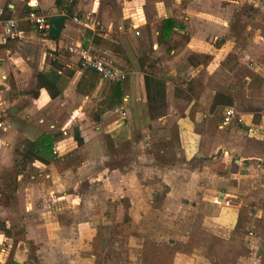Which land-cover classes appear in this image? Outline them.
<instances>
[{
    "label": "rangeland",
    "instance_id": "1",
    "mask_svg": "<svg viewBox=\"0 0 264 264\" xmlns=\"http://www.w3.org/2000/svg\"><path fill=\"white\" fill-rule=\"evenodd\" d=\"M101 1L103 4L106 2L110 7H116L115 0ZM222 1L225 5L230 0ZM183 2L186 3V1ZM230 2L233 3V6H230L233 17L228 26L225 25L228 27V31L225 34L216 27L211 29L206 39L210 45L202 51H194L188 47L186 35H188L187 31L189 30L186 29V22L182 17L180 18L182 21L177 20L181 26L174 29L165 40L158 42L157 35L154 40L150 32L151 23L152 25L154 23L153 26L157 29L161 21L155 20V23L151 6L147 10L148 23L145 31L141 30L140 35L135 36L136 39L133 42L135 47L131 45L132 51L125 50L126 55L114 50L110 37L106 38L109 39V42L100 44L112 48L115 53H113L114 58L97 50L92 44L89 45L90 38L93 41H95V37H99L100 40L103 39L101 36L103 32L100 31L101 28L98 25L95 29L88 30L89 32L82 29L78 33L82 37L85 48L90 49L93 54L126 72L123 88L126 95H129L126 97L128 101H123V103L112 109L114 117L119 118V125L115 127V125L109 124L105 130L112 129L110 135L104 133V138L101 137L99 140H104L108 145L104 156L106 160L110 156L118 155L116 151L118 144L126 139L130 140V163L126 168L121 169L118 175L121 172L132 171L139 178L138 181L146 186L145 189L148 191V195L154 194L152 203L154 209L149 217L152 222L156 221L155 226H149L150 223L148 222V224L139 225L138 220L140 218L137 213L134 215L136 220L132 225L123 224V203L120 199L116 198L115 200L112 198L116 194L118 195L119 187L112 186L113 182L118 179L111 180L103 172L106 160H104V164L99 166L89 162L82 163L79 154L73 152L76 137L67 142L68 153L65 152L61 155L66 160L63 162L58 160L56 164L61 172L67 167L73 169L74 173L67 181L68 190L73 196L62 200V203L58 202L60 199H55V197L49 199L48 191L51 187L49 186L50 178L47 170L41 173V177H39V173L31 172L33 175L36 173L34 179L27 176L25 172L22 173V177L18 178V174L22 170L23 155L24 153H30L25 146V141L28 140L27 138L30 135H34L32 138L35 139L42 135V131L38 135H36L38 132L34 131L36 126L45 125V123L40 122V119H45V122L48 119L50 120V113H54L56 118L61 119V115L65 112L60 109L57 110L56 107L51 112L36 111L33 106V95L29 92L35 86L37 72L41 68L46 69L44 62L49 60L50 53H54L48 50L49 48L41 39V37L46 38L45 32L39 31L36 27L37 35L33 34L20 38L13 36L8 39L4 49L7 48L10 53L7 55L5 53L0 61V112L5 115L3 116L5 126H8L7 131L0 139V193L2 194L0 199L8 200L10 203L13 202L12 207L16 211L13 214L20 223L11 225V231L6 230V235L22 242V249H28L26 255L25 253L24 255L19 253L24 264L34 262L39 264L41 261L37 258L40 257L38 254L39 247L27 238L26 230L21 222L25 218L22 214H19L22 209L25 210L31 204V208H36L29 216V218L34 219L32 220L33 231L35 233L43 232L45 219H58L60 217L61 221L66 222L68 225V232L65 237L73 245V253H75L76 239L74 235L79 227H75L74 230L71 226L72 224L84 222L86 227L84 229V240H88L94 234H97L94 244H98L96 246L100 250L106 251L107 248H114L116 251L115 259L106 258L102 264H128L122 258L126 252L125 238L131 232L142 233L145 237L160 241L165 245L171 230L166 224L165 228H162L160 221L164 220L169 224V221L181 220L185 223L183 229L188 227L187 222L197 223L199 218L197 219L192 211V206H180L183 209L179 207L178 212H173L171 215L170 207H177L179 203L174 199H164L161 196L164 195L165 191L171 189L170 183H173L170 179L171 175L186 179L183 184L180 181L178 182L179 186L182 185L184 188L189 185L187 181L189 178L194 179L193 174H188V172L193 171L196 173L195 181L208 180L207 185L215 184L213 180L216 178L206 176V174H210L212 168L216 170L218 168V163L213 162L212 157L205 156V159H197L189 168L183 165L185 160H182L177 118L185 113L188 114L193 104L195 114L203 111L206 117L203 116L202 119L206 120L210 127H198L203 134L204 144L218 143V141L225 144L226 142L229 143V139L232 143L233 138L237 142L245 141L254 145L258 144L262 147V150H258L259 161L257 162L260 165L264 164V0H231ZM69 14L70 23L75 27H79L73 19L76 10ZM91 18L94 22L100 20L98 13H95ZM154 41H157V48L152 47ZM202 43L205 44V42ZM220 48L223 49L220 50ZM64 51L65 54H70L67 49ZM12 55L14 56L12 57ZM72 67L78 68L83 73L85 71L78 62H73ZM67 70L68 67H65L64 72ZM86 72L88 73L87 70ZM144 74L162 80L165 100L156 98L152 103L147 101ZM91 82L90 78H84L81 83L83 92L90 95L92 100L87 102L88 104L85 106L88 113L82 116L83 121L86 123L85 129L88 131L86 137L84 135L82 137L87 138V140H84L85 138L83 140L88 142L94 141L95 110L99 101L105 97L107 87L110 84L103 82L97 90L96 85H99V80L95 81L93 89L90 88ZM174 87L181 89L192 87L193 94L191 92L190 94H192L193 99L174 96ZM167 90L172 95L169 100H167ZM160 95L158 97L163 98ZM177 99H181L182 103L179 104ZM226 106L234 107L240 114L250 112L253 115V120L246 127H249L248 130L258 133L263 138L249 136L250 133H247L244 127H236V123L228 125L227 128H220L222 109ZM102 117L103 115L100 119ZM73 125L70 128V134H73V127H77ZM113 127L115 128L113 129ZM57 135L60 138L66 136L60 131L55 134V136ZM52 153H59L56 143L52 146ZM204 154L207 155L208 153ZM43 157L47 161L50 159L47 155ZM148 164H152V166L149 167ZM173 165L175 166L172 167ZM197 174L199 175L197 176ZM221 174L225 173L222 172ZM188 175L189 178H187ZM97 177H100L101 180H93L98 179ZM97 181H101L100 186L95 184ZM223 181L227 183L228 178L224 177ZM136 183L131 185L134 189H136ZM245 186H249L247 182H245ZM16 190L18 192H15ZM28 190H30L32 196L27 198L26 191ZM14 192L15 194H13ZM148 195H146V198L149 197ZM136 201L140 202L139 197L136 198ZM55 204L60 205L61 209L59 208L56 214L50 213V217L44 214V210L42 212L38 211L40 208L44 209L45 205L48 208V206ZM76 206L82 208H79V212L76 214L73 212L70 215L68 210L74 211ZM159 209H161L160 213L158 212ZM256 210L253 213V224L250 232L244 239L250 253L239 258L235 264H264V258L258 256L264 254V252H261L262 250L258 251L253 245L251 246L250 243L253 241L249 238L251 237L250 233L253 232L255 233L254 236H264V216H255ZM189 211L194 214H187ZM190 216L192 218L189 219ZM115 224H119V226L117 227Z\"/></svg>",
    "mask_w": 264,
    "mask_h": 264
},
{
    "label": "crops",
    "instance_id": "2",
    "mask_svg": "<svg viewBox=\"0 0 264 264\" xmlns=\"http://www.w3.org/2000/svg\"><path fill=\"white\" fill-rule=\"evenodd\" d=\"M115 1L116 7L114 8L110 7L106 2L103 4L101 0H61L62 6L67 8V10H62L60 7L56 6V0H0V3L3 6V16L5 18L14 17L19 19L17 27L12 28L11 31H6L2 25L0 26V61L4 57L5 53L6 55L10 53L7 48L4 49L5 43L9 38L13 36H18L20 38L33 34L37 35L36 31L32 28H20L19 23L22 21H27L29 22L28 24L34 25L27 19V15L30 12H34L38 15L43 14V16H47L48 19L51 15L57 13H62L66 16L63 29L60 35L57 36L58 38L52 39L48 36H45L46 38L41 37L46 47L49 48L48 50L54 53H50L48 57L49 60L44 62L46 69L41 68L40 71L37 72L36 83L34 86L35 88L39 73H46L48 75L51 74L55 76L58 93L55 96H52L47 89L40 88L37 97L33 96V106L36 108V111L51 112L53 108L56 107L57 110L60 109L65 112L61 115V119L56 118L54 113L49 114L50 120L48 119L46 122L44 121L45 119H40V122L45 123V125L35 127L34 131L36 133L38 132L36 135H38L40 131H42V134L47 133L50 135H55L58 131H60L66 136L63 138H60L59 135L55 136V143L58 147L59 153L54 154L55 156H53V158L50 157L49 161L43 157L44 155H37L29 150L30 153L28 152V155H31L32 160L27 162V164L22 167V170H20L21 173L18 174V178H20L23 175L22 173L25 172L27 176L34 179L36 173H39V177H41V173L47 170L50 178L49 186L51 187L48 191V196L50 198H48H58L60 199L58 201L60 203H62V200H66L73 196V194H71L68 190L67 182L74 173L73 169L67 167L61 172L56 166L58 160H62V162L66 160V158L61 155L67 152V142L71 139L73 140L75 137L80 138V143L78 140H75L76 144L75 149L73 148V152H75V154H79L80 161L82 163L89 162L96 166L104 164V160H106L104 157L105 150L108 145L104 140L100 141L99 139L101 137L104 138V133H108L107 135H110L112 129H109L108 131L105 130L109 124H113L115 127L119 125V118L114 117L112 109L123 103V101L127 102L128 99L126 97L129 96L126 95L123 88V82L125 79L121 82H114L121 85L123 91L121 103L112 109L105 111L102 114L103 117L98 121L95 120L96 125L95 131L93 132L94 141H84L87 140L85 135L88 131L85 129L86 123L83 121L82 116L88 113L85 106L88 104L87 102L92 100L90 95L78 88V83L82 80L81 77L83 72L76 67H72L73 62H78L77 55L73 53H67V55L64 51L72 44H81L83 46L82 37L78 35L79 31L83 29L85 32H89L88 30H93L98 25V27L101 28L100 31L103 32V35L101 34L103 39L100 40L99 37H95V41H93V39L90 38L89 45L92 44V46L97 48V50L114 58V51L112 48L101 46L100 44L109 42V39L107 40L106 38L110 37V42H112L111 44H113L112 46H114V50L126 55L125 50L132 51V48H130L131 45L135 47L133 43L134 39H136L135 36H139L141 30L145 31L148 23L147 10L148 7L151 6L154 14V21H162L165 18H175L176 20L182 21L180 18H184V21L186 22V29L189 30L187 31L188 35H186V43L188 47L194 51H202L210 45L206 39L208 38L211 29L216 27V29H219L221 32L226 34L228 31V23L231 22V18L233 17L232 10L230 9V6H233V3L230 2L231 0L225 5L222 0ZM183 1H186V3ZM26 9L30 10L27 15L24 14ZM73 10H76L75 16L83 17L86 20L89 19L91 27L93 28H84L78 23L79 27L73 26L68 19L70 14H65L72 13ZM95 13H98V16L100 17V20H97L96 22H94L91 18ZM226 24L227 26H225ZM153 25L151 23L150 32L155 40L157 29ZM136 29H139L140 31L139 35L135 34ZM202 42H205V44ZM152 47H158L157 41H154ZM223 48H220V50ZM13 56L14 55H12V57ZM65 67H68V70L64 72ZM145 75L149 74H144V76ZM97 79L99 80V78ZM102 83L103 82L99 80V85H96L97 90ZM107 92L108 87L106 94ZM158 96L159 95H156L155 99L165 100L164 94L160 95L163 96V98ZM171 96L172 95H170L169 90H167V100L171 99ZM177 100L179 104L182 103L181 99ZM202 113L200 111L196 112L194 119H191L187 113L182 116H178L177 118L179 143L183 157L182 160H185V164L183 165L189 168L192 166L194 161H197V159L202 160L205 156L212 157L213 162L218 163V168L217 170L212 168L210 174H206V176H211L216 179L213 180L215 181L214 185H207L208 180L202 182H198V180L195 181L196 173L194 171L188 172V174L194 175V179H190V176L188 175L187 178L189 179L187 181L189 185L184 188L182 185L179 186L178 182L180 181L183 184L186 179L173 177V175H171L170 179L173 182L172 184L170 183L171 189L165 191L164 195H161L164 199H174L179 203L177 207H170L172 212L171 215L173 212L177 213L180 206L190 205L192 206V211L197 216V219L199 218L197 223L187 222L188 227H185L184 229L183 227L185 226V223L181 220L169 221V224L166 223L167 221H160L162 228H165L166 224L171 230L166 242L168 243V239L170 238L175 241L178 240L182 243L181 250L176 251L172 264H213L205 259L201 254L202 248L196 242L199 231L205 230L222 238L228 239L231 236L233 228L237 222L238 213L243 205L245 197L254 192L256 189L264 188V164L260 165L257 162L259 161L258 150H262V147L258 144L257 146L245 141L237 142L234 138L232 143H230L231 139H229V143L226 142L225 144L224 142L220 143L219 141L218 143L213 142L208 145L206 143L204 144L203 134L198 127H209V124L206 120L202 119L203 116L206 117V115L204 113L203 115ZM125 114L127 116V112ZM240 115L243 119L242 123L245 126L240 123L237 124L236 127H244L246 132L250 133L248 134L249 136H257L262 139V136L258 135L256 132H251L248 130L249 127H246L252 123L253 115L250 112H242ZM161 116L165 117L164 115ZM60 124L62 125L60 126ZM72 124L77 127H73V134H70ZM219 125L222 129L227 128L228 126H221V121ZM115 127H113V129ZM7 129L8 126H5L4 130L0 134V139ZM217 132L219 131L217 130ZM83 135L85 137H82ZM33 136L30 135L27 139L35 140V138H32ZM58 138L60 139L57 141ZM83 138L85 139L83 140ZM204 153L208 154L205 155ZM177 163L179 164L178 160ZM69 165H71V163H69ZM150 166H152V164H150L149 167ZM174 166L175 165L172 167ZM31 172L36 173L33 175ZM103 172H105L111 180L118 179L112 184V186L119 187L118 195L116 194V196H113L112 198L115 200L116 198L121 200V198L127 197L130 201V206L128 208L123 207V224L132 225V223L136 220L134 215L137 213L140 218L138 220L139 225L143 223H150L149 226H155L156 221L152 222V219L149 217L154 209L152 205L154 194L148 195V191L145 189L146 186L143 185L141 181H138L139 178L136 174L129 171L123 173L121 172L118 175L120 170H108L105 166L103 168ZM222 172L225 174H221ZM198 175L199 174H197V176ZM206 176L200 177L204 178ZM224 177L228 178L227 183L223 181ZM97 178L98 179L93 180H101L99 179L100 177ZM245 182H247L249 186H245ZM100 183L101 181H97L95 184L100 186ZM132 183H136V189L131 186ZM109 190L113 191L112 189ZM15 192L18 191L16 190ZM15 192L13 194H15ZM152 192L156 193L153 190ZM26 195L27 198L32 196L30 190L26 191ZM146 195L149 196V200L146 198ZM0 196H2L1 193ZM137 197H139L140 202L136 201ZM216 198L219 199V203H214ZM4 201L5 202L2 203L0 199V222L4 223V229H0V264H24V261L20 258L19 253H21V255H24L25 253L26 255L28 249H22V242H18V240L14 237L11 238L10 235H6V230L11 231V225L13 226L14 223L19 224L20 221H18V218L13 214V212H16L12 207L13 202L10 203L8 200ZM31 205L26 207L25 210L22 209L19 214H22L23 218H25L21 220V222L26 230L27 238L32 240L33 243L39 247L38 254L40 257H37L41 260L39 264H94L95 255L92 253V245L97 234H94L88 240H84V229H86L84 225L85 223L79 222L77 224H72V229L77 226L79 227L74 235L76 239L74 248L75 253H73V245L69 243V239L65 237L68 232V225L66 222L61 221L60 217L58 219H45L43 232L35 233L33 231L32 220L34 219L29 218V216L36 208H31ZM59 208L60 205L56 204L50 205L48 208L45 205L44 209L40 208L38 211L42 212V210H44V214L47 215V217H50V213L56 214ZM79 208L82 207L76 206L74 211H70L71 209H69V214L71 215L73 212L76 214L79 212ZM158 212L160 213L161 209H159ZM193 212L189 211L187 214L192 215L190 213ZM255 216H264V208L257 209L255 211ZM190 218L192 217L190 216L189 219ZM115 225L117 227L119 226V224ZM135 230H137V228H135ZM250 235L251 237L249 238L253 241L250 243L251 246L253 245L256 249H258V251L262 250L261 252H264V236H254V232L250 233ZM144 241L145 236L142 233L131 232L128 234L125 238L126 252L122 259L128 262V264H141L140 258L143 254ZM258 256L259 258H264V254H259ZM32 264H35V262Z\"/></svg>",
    "mask_w": 264,
    "mask_h": 264
},
{
    "label": "trees",
    "instance_id": "3",
    "mask_svg": "<svg viewBox=\"0 0 264 264\" xmlns=\"http://www.w3.org/2000/svg\"><path fill=\"white\" fill-rule=\"evenodd\" d=\"M57 7H60L62 10H67L66 7H63L61 0H56L55 2ZM30 10L26 9L24 14L27 15ZM69 14V13H65ZM27 21H22L20 24L21 29H36V25L28 24ZM181 24L175 18H165L157 26V40L162 42L165 40L174 29H176ZM40 31V30H39ZM52 39L58 37L52 36L48 31L41 30ZM187 38V37H186ZM88 71V73L86 72ZM56 74V73H55ZM57 75V74H56ZM90 78L92 80L90 88L95 87V81L97 80V74L91 69H85L81 79ZM82 80L78 83V88L82 89ZM108 92L103 99L97 104L94 120L98 121L101 115L121 103L123 91L119 83L108 82ZM144 86L146 91V97L149 103H152L155 100V94H163L164 83L160 79L151 77L150 75L144 76ZM40 88L47 89L52 96H55L58 91L56 88V79L54 75H48L46 73H39L37 76V84L34 89L29 91L34 97H37L38 91ZM192 87H187V89H181L179 87H174V96L176 97H185L188 99H193ZM188 116L191 119L195 117L194 104L188 112ZM56 140L55 135H50L43 133L39 138L35 140L25 141V146L37 155L48 156L49 158L54 155L52 153V146ZM80 143V138H77ZM116 151L118 155L110 156L105 162V168L108 170H121L128 166L130 163V151H131V142L129 139L122 141L116 146ZM22 167L25 166L27 162L32 160L31 155L24 153L23 155ZM124 207L128 208L130 206V201L127 197L121 198L120 200ZM2 203L5 201L1 200ZM264 208V189H256L254 192L248 194L243 202L242 207L239 210L237 222L233 228L231 236L226 239L220 236H217L213 233H210L205 230H200L197 243L202 248V256L213 264H235L239 258L250 253V250L244 243L245 236L250 232V228L253 224V213L255 209ZM0 229H4V223L0 222ZM94 244L92 245V253L95 255L94 264H102L105 259H115L116 251L115 249H109L104 251L100 250ZM182 243L180 241H175L173 239H168V243L163 245L160 241H154L149 237H145L143 254L140 258L141 264H172L174 255L176 251L180 249ZM181 250V249H180ZM118 257V256H117Z\"/></svg>",
    "mask_w": 264,
    "mask_h": 264
},
{
    "label": "built area",
    "instance_id": "4",
    "mask_svg": "<svg viewBox=\"0 0 264 264\" xmlns=\"http://www.w3.org/2000/svg\"><path fill=\"white\" fill-rule=\"evenodd\" d=\"M27 19L36 25L39 30L49 29V19L47 16L38 15L34 12H30L27 15ZM74 21L84 28L92 29L89 19H84L83 17L74 16ZM19 22L18 18H5L3 16V6L0 3V26L2 25L6 31H11L12 28L17 27ZM139 29L135 30V34L139 35ZM67 50L70 53L77 55L78 63L83 69L93 70L101 82H121L126 78V72L109 63L105 59L95 55L90 49L83 47L81 44L69 45ZM243 122L239 112L232 106H226L222 110L221 116V126L230 125L232 123L240 124ZM5 128V119L3 115L0 114V134ZM55 152V151H54ZM214 203H219V199L216 198Z\"/></svg>",
    "mask_w": 264,
    "mask_h": 264
},
{
    "label": "water",
    "instance_id": "5",
    "mask_svg": "<svg viewBox=\"0 0 264 264\" xmlns=\"http://www.w3.org/2000/svg\"><path fill=\"white\" fill-rule=\"evenodd\" d=\"M65 20L66 16L62 13L51 15L49 18V34L55 37L59 36L63 29Z\"/></svg>",
    "mask_w": 264,
    "mask_h": 264
}]
</instances>
